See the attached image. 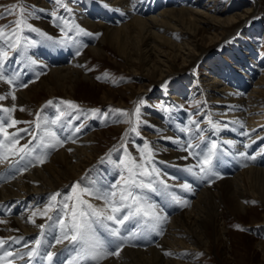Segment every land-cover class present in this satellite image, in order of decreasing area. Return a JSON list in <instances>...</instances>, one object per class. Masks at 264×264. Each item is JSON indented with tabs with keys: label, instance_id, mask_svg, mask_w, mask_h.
Listing matches in <instances>:
<instances>
[{
	"label": "bare ground",
	"instance_id": "bare-ground-1",
	"mask_svg": "<svg viewBox=\"0 0 264 264\" xmlns=\"http://www.w3.org/2000/svg\"><path fill=\"white\" fill-rule=\"evenodd\" d=\"M37 1L46 13L50 2ZM62 1L66 2L67 8L71 9L70 15L73 16L77 25L92 32V35L98 36V42L87 47L91 55L101 56L105 53L103 46L107 45L119 51L129 71L141 73L142 84L137 90L133 89L132 98L135 94L152 92L153 85L159 86L175 75L178 78L170 96L177 93L180 103L173 101L181 104L182 97L186 94L182 79L190 81L193 77L188 76L187 70L174 73L175 64L178 63L179 66L186 68L198 66V64L201 66L200 76L196 78L194 76L192 79L191 83L194 84L191 90L199 93L198 99L201 105L198 108L211 115L212 121L218 122L221 127L219 131L210 127L203 143L204 149L196 151L206 150V145H210L209 139L213 140L218 144L217 158L213 161L214 166L223 164L220 166L222 169L220 167L218 169L220 171L229 169L227 173L231 174L222 175L223 173L220 174L218 169H214L219 178L215 176L216 179L215 177L200 179L185 171L187 167L195 165L197 159L194 157L182 159L187 156V153L180 150V144L172 143L167 139L175 138L185 144L182 139L189 138L187 133L180 131V125L184 123L182 122L183 113L176 115L174 120L162 121V119L153 120V118L150 122L148 121L146 129L149 130L145 132L149 135L150 143L157 142V146H153L154 161H160L157 168L162 173L168 174L169 192L187 201V206L172 202L171 197L162 191L145 193L158 209H162L163 215L167 217L172 213V216L167 217L168 220L161 225L163 235L160 238L159 234L152 232L147 236H141L142 246L147 243L153 244L148 247L133 248L127 243L119 257L112 256L102 262V264H192L190 261L207 243L206 229L214 228L219 237L224 236V232L216 224L219 208H223L222 212L227 210L234 215H241L247 211L248 207L244 205V200L248 196L259 201L264 207V169L258 166L264 157V129H262L264 127V57L256 58L254 50L248 48L242 50V46L239 45V42H251L240 32L242 22L251 8L237 11L233 7V12L227 11L220 6L223 0ZM88 1L90 3H87ZM26 2L30 3L29 0ZM100 6L106 8L104 10L108 12L112 11L115 17H112L111 22L95 20L97 18L95 13H98ZM201 27L212 31L207 38L208 43L211 44L209 48L207 47L208 49L226 38L229 41L227 52L218 50L215 56L208 57V49L203 48V43L197 38ZM253 31L255 36L256 30ZM92 37L93 40L90 43L94 42L95 37ZM28 48L23 57L13 55L14 57H10L0 69L4 71L6 77L14 74L18 76L13 85L0 81V95H7L14 90L16 96L15 101L11 100L10 96L0 101V106L11 107L15 104L16 115L21 118L28 117L33 106L35 109L38 108L47 97H54L58 95V92L70 98L74 97L78 81L86 82L89 79V74L83 67L85 60L77 54L79 49L77 46L74 48L41 42L38 48L36 46ZM33 60L36 61L35 64L31 63ZM251 72L256 73V75L253 73L255 76L259 75L255 81L252 80L255 77L250 75ZM37 74H40L38 82L34 80ZM25 82H29L28 86L20 88L21 85L26 84ZM247 86L251 87L248 91H246ZM103 96L109 98L105 92ZM121 103L125 102L121 101ZM21 107L24 111H19ZM52 111L54 112L50 108L46 109L42 117L52 120L51 117L49 119L44 115L45 112ZM156 116L161 117V114L157 113ZM56 117L55 113L53 119ZM67 121L65 117L61 118L57 125H51L53 130H57L60 137L64 139V146L55 151L51 150L47 163L40 165L35 161L30 162L31 158L19 160L13 157L0 162V221H3L0 223V238L7 240L10 237H22L20 243L10 244L16 252H26L28 249L24 245H31L34 239L39 237L38 225L45 223L46 219L38 216L35 218L36 223L32 224L28 218L32 211L43 210L52 194L60 193L58 199L62 204L65 198L63 197L64 189L74 180L79 181L81 188L101 190L110 188V185H105V181L107 184L113 183L112 174L116 169L115 164H110L107 168L100 166L103 170L97 175L96 181H86L91 178L92 168L102 157L103 151L98 144V136L102 132L85 131V129L76 132V128H72ZM235 121L239 123H234ZM70 122L76 125L75 120ZM177 134L179 136L176 138ZM27 139L26 137L21 140V144ZM160 140L170 141L169 145L175 149L161 147ZM228 141H232L233 144L230 146ZM111 143L108 145H112ZM241 153L245 155L241 156ZM249 156H255L256 159H248ZM185 183L192 186V191L180 187ZM203 185L205 186L202 187ZM195 193V198L185 199ZM84 198L97 206L101 205L100 201L90 197ZM220 203H226L229 208L224 205L221 207ZM61 213L62 209L50 213L53 220L48 223L52 227H46L42 237L44 248L41 250V255L31 264H48L43 258L45 251L56 252L53 264H67V261L76 254L74 246L67 241L51 247L59 235L56 221ZM134 224L135 221L129 223L128 227L122 229V234L126 235L128 231L135 230ZM97 232L102 237L103 232ZM149 238L150 241L145 242ZM165 252L172 255H165ZM176 256L184 260L175 258ZM185 260L188 262L185 263ZM15 264H28V260L16 258Z\"/></svg>",
	"mask_w": 264,
	"mask_h": 264
},
{
	"label": "rangeland",
	"instance_id": "rangeland-1",
	"mask_svg": "<svg viewBox=\"0 0 264 264\" xmlns=\"http://www.w3.org/2000/svg\"><path fill=\"white\" fill-rule=\"evenodd\" d=\"M29 1L30 3L26 2V0H0V17H3L0 18V29H3L6 33L12 32L13 28L15 27V25H13L12 22L17 18H19L21 7L25 8L27 11H32L34 13V17L29 19L28 21L32 26L42 30L43 32L47 33L48 35L54 37L57 40L62 38V34L60 31V27L54 25H59L61 22L59 20H54V18L50 15V13L56 12L58 16L63 17L65 20L69 21L70 24L77 25L74 19L72 18L73 16L70 15V13H67V11H65L64 9L65 7H67L66 2L63 3L62 1V4L65 6L64 7L58 4L57 2H52L53 0L52 1L45 0L50 2V7L46 8L47 12L45 13L42 6L37 0H29ZM87 3L90 2L88 1ZM12 5H16V8L14 10V14H9V9L10 6ZM220 6L227 9V11H232V12L234 11L232 9L233 7H235L234 9L237 11H240V9L243 10L248 7L251 8L249 12L250 14L248 13L247 17L243 20L242 22L243 25L240 30L241 34L245 35V37L251 42H246V43L239 42V45L242 46V50H247V48L250 50H254L256 54V58L261 56L264 57V0H223L222 2H220ZM99 9L97 11L98 13H95L97 15V18H95V20L103 21V22H111V20L113 19L112 17H115L112 15L113 14L112 11L108 12L104 10L106 8L104 7L102 8V6H100ZM92 14L94 15V13ZM89 16L91 17V14ZM46 23H48L49 25ZM227 28L230 29L231 27H227ZM253 30H256L255 36H253L254 35ZM86 31L88 33H91V35L81 34L77 36L75 34V31L69 32V35L74 38V42L64 44L63 46H70L74 48L75 46H77L79 48L78 53L85 60L83 67L86 68V72L87 74H89V79L86 82L82 80L78 81L79 83L76 89V93L74 94V97L70 98L67 97L64 93L58 92V95L54 97H47L46 100L41 105H39L38 108L35 109V107L33 106L32 110L28 113V117L26 118L17 117L15 111L13 114L14 118L20 121H33L35 119V113L40 112L42 116L43 111L50 108L54 110V112L52 111V112L44 113V115L47 116L49 119L50 117L53 119L55 113L59 115L60 112H64L65 115L62 118L66 117V121L69 120L67 122L69 123V125H71L72 128L80 127L81 130L85 129V131L89 130L93 132L99 130L100 132H102L101 135L98 136L99 139L98 144L101 146V150L103 151L102 157H100L98 162L92 168L93 174L90 176L91 180L90 179L86 180L90 182L96 181L98 177L97 175L102 172L103 169L100 166L103 165L104 168H107L110 166V164L112 165L115 164L114 166L116 168L115 172L112 174V182L114 183L119 179V170L117 169L116 164L121 159L124 158L123 149L120 147L121 144L126 143L128 152L133 157H136L138 159L139 158L138 149L142 148L145 141L149 143L151 142V140L149 139V135L148 133L145 132V130L146 131L149 130L146 129V124L148 121L150 122L153 118H154L153 120L162 119V121L174 120V118L177 117L179 113L181 114L183 113L184 116L182 122L184 123L180 125V128L189 127L191 129L192 134H197V133L195 126L190 124V120H196L197 122H199L200 129H202V132L199 133L198 135H203L204 141L201 142L195 139L193 136L191 142L193 144H199L200 147L198 149L201 148L204 149L203 143L207 138V130L211 127V125L208 123V120L209 119L212 120V116L209 115L207 112L201 111L202 109L198 108L201 105L198 99L199 93H197L195 90H191L192 85L194 84L191 83L193 81L192 79H194V76L196 78V76L199 77L201 74L200 64H198V66L194 65L187 68L183 66H179L178 63L175 64L174 66L173 69L174 73L180 72L182 70H187L188 76L193 77L190 81L186 79H182V83L185 85L186 88L185 90L186 94L182 97L183 103L178 104L180 103L179 102L180 97L178 96L177 93H173L170 96L173 90L172 88H175V83L177 82V78H178L175 75L166 79L164 82L161 81L162 83L160 82L161 84L159 86L154 87L155 85H153L151 88L152 92L148 94L145 93L146 95L135 94L133 95L135 98L134 97L132 98L131 96L133 89L135 88L134 91L137 90L138 86L142 84L141 73H132L131 71H129L125 64L124 57H122L119 51H117L116 49H111V47L107 45L103 46L105 53H103L101 56L94 57L93 55H91L90 52L87 50V47L89 45L97 43L98 36L92 35V32L88 30ZM199 32L197 33V35H199L197 38H199V40L203 43V48L205 49L207 47L209 48L211 44L208 43L207 38L212 33V31L210 32L206 27L203 28L201 27ZM23 35L35 41L36 43L34 46H36L37 48L40 46L41 42L43 44L52 43L51 41L45 40L43 37H41L35 32L25 31ZM92 36L95 37L94 42L90 43L93 40ZM228 46H229V41L226 40V38L224 40H220V42L212 46L211 49L207 48L209 53L208 57L215 56L218 50L226 53L228 50ZM27 48L28 47H23V48L21 47L18 50H9V58L14 57L15 55L23 57V55L27 53L29 49ZM228 57L231 58L230 56ZM253 73L254 72H251L250 75L255 77L252 79L253 81H255L259 75L255 76L256 73H254L255 75ZM97 77H100V79H97ZM34 80L38 82L40 78L39 77L37 78L36 76ZM25 83L28 84L29 82H25ZM129 86L130 87L132 86L133 88H130ZM250 86H247L246 87L247 89L245 88L246 91H248L251 88ZM20 88H22V86ZM103 92L107 93L108 94L107 97L109 98H105L103 96ZM141 99H143L145 103L143 105H140L141 123L138 127V131L140 135H136L135 133H129L128 137L125 138L124 141H122L121 138L126 132V130L130 128V125L125 122H117L118 114L111 112L109 110L110 109L126 110L131 116L134 113L135 107L139 104V101ZM173 100H176V102L178 103L176 104L175 101ZM49 101H51L52 103L48 104ZM61 101H72L76 105H78V108L70 109L68 108L67 105L62 104ZM121 101L125 103L122 104ZM173 108L176 109L174 110ZM96 109H98L99 111L94 114L92 110H96ZM157 113H160L161 117H157L156 116ZM123 119H124L123 117H119V120L123 121ZM73 120H75V124H76L75 126L70 122ZM24 127H29V125L27 124L17 125V128H24ZM262 129H264V127ZM170 130L174 132L173 129ZM54 131L57 132V130ZM57 134L60 137V133ZM187 135L189 134L187 133ZM178 136L179 134L176 135V138ZM60 138L64 140L62 136ZM189 139H190V135L189 138L182 139V141L186 144L189 141ZM212 142L214 141L209 139V144H211ZM109 143H111L112 145L109 146L108 145ZM152 143H150L152 148L153 146H157V142H155L156 144L155 143L152 144ZM159 143H160L159 145L163 148L175 149L169 145L170 141L163 142L160 140ZM114 148H120V151H111ZM110 152L111 155L109 156ZM48 161L49 160H47L45 163H47ZM263 161H264V157L260 163L258 161L259 163L258 166L264 169V163H262ZM154 162L156 167L159 166L158 165L160 162L159 160H156ZM221 165L217 164L216 166H214V169H218ZM228 170L229 169L220 171L218 169V171H220V174L223 173L222 175L231 174V173H227ZM86 177H89V175H87ZM167 177H169L168 174L165 177V179H167ZM77 183H79V181L74 180L67 187H65L63 192V197L73 195L72 188ZM113 183L108 182L107 184V181H105V185L108 186L109 185L111 186ZM205 185H203L202 187H204ZM194 189H198V188H194ZM193 195H191V197H186L185 199L195 198L196 193ZM172 202L174 201L172 200ZM222 205L227 206L229 208V206L226 203H220L221 207H223ZM244 205L248 207L247 211L241 213V215L238 216L234 215L232 212H228L227 210L226 212H222L221 210L223 208L221 209L219 208L218 215L216 217L217 219L216 224L218 225V228L222 229V231L224 232V236L219 237L217 235V232H215L214 228L206 229L205 234L207 237L206 238L207 243L206 245L201 247V250L197 252L196 256H194V258L192 259V261H190V263L192 264H264V207L261 206L259 201L253 199V197L251 196H248L244 200ZM170 216H172V213H170V215L169 214L167 215L168 218ZM140 241L142 242V240L136 238L132 240L130 243H128V245L132 246L133 248H142V247H148L153 244V243H147L148 245L144 244L142 246L143 243H140ZM149 241L150 239L146 240L145 242H149ZM175 258L181 259L182 261L184 260V258L178 256H176ZM187 262L188 261H186L185 263Z\"/></svg>",
	"mask_w": 264,
	"mask_h": 264
},
{
	"label": "snow or ice",
	"instance_id": "snow-or-ice-1",
	"mask_svg": "<svg viewBox=\"0 0 264 264\" xmlns=\"http://www.w3.org/2000/svg\"><path fill=\"white\" fill-rule=\"evenodd\" d=\"M56 2L64 6L62 0H56ZM15 8L16 5L10 6L9 14H14ZM65 10L69 13L71 12L70 8L65 7ZM50 15L54 20L61 22L59 25H54L60 27L61 39H54L42 30L32 26L28 21L34 17V13L27 11L23 7L20 8L19 18L12 22L15 27L11 33H6L3 29H0V69L3 68L4 63L9 59V50H18L21 47L35 45V41L23 35L25 31L35 32L45 40L60 45L74 42V38L69 35L71 31H75L77 36L81 34L91 35L79 25L70 24L69 21L58 16L56 12H52ZM31 63L35 64L36 61L33 60ZM39 75L37 74V78ZM17 79L18 76L15 74L11 77H6L3 71H0V81L13 85ZM97 79H100V77H97ZM21 86L27 87L28 85L23 84ZM9 96L11 100L15 101L14 90L7 95H0V101L8 99ZM51 103V101L48 102V104ZM61 103L67 105L70 109L78 108V105L72 101H61ZM144 103L145 101L141 99L131 116L126 110H109L118 114L117 122H125L130 125V128L122 136V141L128 137L129 133L140 135L138 131L141 123L140 105ZM16 110L15 104L11 107L0 106V162L9 160V157L19 158V160L31 158L30 162L35 161L36 164L42 165L47 161L51 150L64 146V140L58 136L51 125H57L65 113L60 112L55 119L49 121L42 117L40 112H37L33 121H20L13 116ZM19 111H24V108H19ZM92 111L95 114L99 110ZM119 117H123V121L119 120ZM208 123L213 129L220 130L221 125L218 122H213L209 119ZM234 123L239 122L235 121ZM19 124H27L29 127L17 128ZM190 124L195 126L197 134H192L189 127L181 128V132L190 135V139L186 144H182L175 138L168 137L167 139L172 143L180 144V150L187 153V156L182 157V159L190 157L197 159V163L187 167L185 171L198 176L200 179H208L213 176L219 178L214 171L213 164V161L217 158L218 144L212 142L210 145H206V150L197 152L196 150L200 145L193 144L191 140L194 136L195 139L203 142L204 137L203 135H198L202 132L199 122L190 120ZM224 127H227V125H224ZM9 129H14V131H9ZM75 131L79 132L80 127H77ZM244 134L247 135V133ZM26 137L28 138L26 142L21 144V140ZM227 143L230 146L233 144L232 141ZM120 147L123 149L124 158L116 164L119 170V179L108 190L81 188L80 184L77 183L72 188L73 195L66 196L62 204L58 199L60 193L52 194L43 210L32 211L28 218V221L32 224L36 223L35 218L38 216L46 219V222L38 225L40 229L39 237L34 239L31 245H24L28 249L26 252H16L10 247V244L20 243V240L23 239L22 237H10L7 240L0 238V264H15L16 258L20 260L27 258L28 264H31L36 257L40 256L41 250L44 248L42 237L46 227H52L48 222L53 220V216L50 213L54 210L62 209V213L58 221H56L59 227V235L55 238V244L51 245V247L64 244L65 241L74 246L76 254L67 261V264H102L109 257H119L123 247L138 237L147 236L152 232L163 235L161 225L167 221V217L162 214V209H158L157 205L152 203L145 193L162 191L181 206H187V201H183L174 193L169 192L170 185L165 179L167 174L162 173L155 166V153L149 142L145 141L143 147L138 149L140 153L139 159L128 152L126 143H122ZM111 151H120V148H114ZM110 155L111 152L109 153ZM240 155L244 156L245 154L241 153ZM248 159L255 160L256 157L249 156ZM180 187L184 190L192 191V186L188 183L182 184ZM84 197L100 201L101 205L97 206ZM133 221H135V230L128 231L126 235L122 234V229ZM2 222L0 221V223ZM94 225H99L103 228L107 233V238H102ZM56 255L54 251H45L43 258L48 264H53ZM165 255L172 254L165 252Z\"/></svg>",
	"mask_w": 264,
	"mask_h": 264
}]
</instances>
